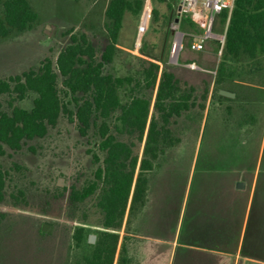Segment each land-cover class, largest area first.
Wrapping results in <instances>:
<instances>
[{
  "label": "rangeland",
  "instance_id": "374dc122",
  "mask_svg": "<svg viewBox=\"0 0 264 264\" xmlns=\"http://www.w3.org/2000/svg\"><path fill=\"white\" fill-rule=\"evenodd\" d=\"M28 2L37 12L39 21L24 32L0 38V78L37 67L45 57L54 61L59 50L69 42L70 29L85 32L97 54L106 44L104 11L108 0ZM150 2L152 8L154 3ZM176 5L177 0H172L170 6L155 1L157 20L150 18L147 30L139 38V44L145 40L146 50L153 58L144 56L139 48L135 49L142 9L138 15L126 12L113 60L103 68L106 73L131 75L137 80L144 59H152L160 67L171 70L187 86H193L197 102L202 93L206 94L203 111L193 107L170 120L169 126L180 142L165 153L167 159L150 175L148 202L133 224L138 231L130 235L127 242L129 254L137 264H143L145 255L154 250L149 240L152 235H160V239L172 235L184 199L188 201L187 215L190 202L200 193L201 186L206 189V193L201 191L204 192L202 200L208 198L212 204L220 199L215 194L218 182L229 180L231 184L242 181L248 187L254 185L246 247L262 262L250 259H243V262L264 264V90L237 78L228 79L223 88L237 92V98L220 99L216 94L220 87L215 82L216 74L191 70L183 65L193 60L203 68L217 69L221 55L212 39L205 41L203 50L192 51L189 43L193 38L187 35L178 64L172 63L169 59V28ZM186 23L181 24L186 33L198 30L197 26ZM222 28L217 16L213 30L220 32ZM61 80L58 77L57 88L66 102L68 97L62 92ZM149 92L154 95L153 90ZM120 94L125 98L123 91ZM125 94L136 95L137 91L127 90ZM33 97L30 92L24 99H15L14 94H0V103L5 110H9L10 102L29 108ZM68 106L74 110L72 104ZM117 114L118 111L111 112L106 119L111 131L117 139L132 143L134 152L140 156L143 142L138 141L136 132L115 130ZM97 142L93 128L82 136L76 122H69L61 114L45 136L27 140L20 149H6L5 154L0 155V167L6 171V196L0 202V213H3L0 218V264H81L83 257L90 254L102 229L101 213L96 206L98 190L77 203H72L68 194L72 186L80 188L92 180L97 163L92 161L91 151L103 157ZM230 146L235 150L227 148ZM238 153L246 159L241 162L234 159ZM230 196L229 203L225 199L227 213L228 210L234 212L235 205L240 203V197ZM227 204H231L229 209ZM43 222L52 224L50 232L41 230ZM79 226L84 228L83 239L76 244L73 232ZM122 234L123 230H120ZM154 261L153 257L147 260L151 264Z\"/></svg>",
  "mask_w": 264,
  "mask_h": 264
},
{
  "label": "trees",
  "instance_id": "16d2710c",
  "mask_svg": "<svg viewBox=\"0 0 264 264\" xmlns=\"http://www.w3.org/2000/svg\"><path fill=\"white\" fill-rule=\"evenodd\" d=\"M152 1L151 19L155 21L158 17L155 1L170 6L172 0ZM143 2L108 0L104 11L107 42L98 54L85 32L70 29L69 42L59 50L54 61L45 57L37 67L0 78V94H14L15 99H24L29 92L34 94L29 108L10 102L9 110H5L0 103V155L6 149H20L27 140L45 136L61 114L69 122H76L82 136L91 128L95 130L97 149L103 157L91 151L92 161L97 163L92 180L80 188L72 186L68 194V199L77 203L98 190L96 206L101 213L102 229L81 264H137L129 254L127 242L138 231L133 224L148 202L150 175L167 159L165 153L180 142L169 126L170 120L193 107L205 109V93L197 102L193 86H187L171 70L160 67L152 59H144L137 80L131 75L115 76L103 71L117 50L125 13L138 15ZM38 21V14L28 0H0V38L24 32ZM219 22L223 27L226 12L219 15ZM186 24L195 27L192 22ZM138 48L144 56L153 58L146 50L145 40ZM58 77L62 79V92L68 97L66 102L57 88ZM234 78L264 90V0H235L216 69L215 82L220 85L218 98H237V92L232 98L218 92L225 89L223 83ZM127 90H136L137 94L126 95ZM70 104L74 110L69 108ZM114 111H118L115 130L136 132L138 141L143 142L140 156L134 152L132 143L117 139L111 131L106 119ZM227 148L235 150L231 146ZM234 159L240 161L246 157L238 153ZM5 185L6 171L0 167V202L6 196ZM83 232L82 226L74 229L76 244L82 241Z\"/></svg>",
  "mask_w": 264,
  "mask_h": 264
},
{
  "label": "crops",
  "instance_id": "0c3cea01",
  "mask_svg": "<svg viewBox=\"0 0 264 264\" xmlns=\"http://www.w3.org/2000/svg\"><path fill=\"white\" fill-rule=\"evenodd\" d=\"M238 182L242 181L234 184L229 180L218 182L215 194L220 199L217 198L212 204L208 198L202 200L206 189L204 185L201 186L204 192L200 191L190 202L189 215H186L188 201L184 199L172 235L162 239L160 235H152L149 240L153 242L154 250L145 255L143 264H151L147 260L152 257L155 258L152 264H246L243 259L262 262L260 258L252 256L246 247L254 185L248 187L246 182H242L243 186L238 187ZM231 194L240 197V203L235 205L234 212L228 210L227 213L225 199L229 203ZM230 206H227L228 209Z\"/></svg>",
  "mask_w": 264,
  "mask_h": 264
},
{
  "label": "built area",
  "instance_id": "2783aa9c",
  "mask_svg": "<svg viewBox=\"0 0 264 264\" xmlns=\"http://www.w3.org/2000/svg\"><path fill=\"white\" fill-rule=\"evenodd\" d=\"M235 0H177L175 15L170 23V44L169 59L172 63L178 64L180 52L184 47V39L187 35L193 40L189 43L192 51H201L205 41L212 39L216 41L218 55H221L225 42V32L227 22L234 7ZM151 2L144 0L142 13L137 26V40L135 49L138 48L140 36L147 30L151 18ZM222 12H226V22L220 32L213 30L215 19ZM192 22L198 27L195 33H186L182 28V22ZM186 68L200 70L216 74V69H206L198 65L195 61L183 63Z\"/></svg>",
  "mask_w": 264,
  "mask_h": 264
},
{
  "label": "water",
  "instance_id": "95a60500",
  "mask_svg": "<svg viewBox=\"0 0 264 264\" xmlns=\"http://www.w3.org/2000/svg\"><path fill=\"white\" fill-rule=\"evenodd\" d=\"M218 92H219V94H221V95H223V96H226V97H230V98H232V97L235 96V93H234L233 91H229V90H227V89H219ZM58 181H59V183H60V182L62 181L61 178H59ZM236 185H237L238 187H242V186H243L242 182H238ZM41 230L44 231V232H50V231L52 230V224L47 223V222H43V223L41 224ZM89 239H90V240L93 239V235H92V234L89 235Z\"/></svg>",
  "mask_w": 264,
  "mask_h": 264
}]
</instances>
